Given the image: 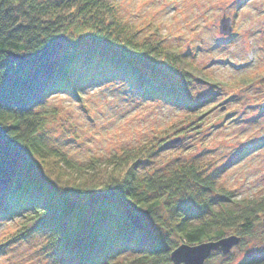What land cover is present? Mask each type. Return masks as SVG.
Masks as SVG:
<instances>
[{
	"label": "trees",
	"instance_id": "1",
	"mask_svg": "<svg viewBox=\"0 0 264 264\" xmlns=\"http://www.w3.org/2000/svg\"><path fill=\"white\" fill-rule=\"evenodd\" d=\"M81 58L119 69L150 96L177 98L175 76L182 86L205 78L175 48L134 40L103 0H0V215L20 216L16 236L49 229L75 264H167L174 247L155 239V224L196 244L242 237L264 222V193L235 198L195 164L137 176L151 143L85 164L48 146L36 108L55 91L78 88L71 66ZM216 200L228 203L216 208ZM120 243L135 253L110 263ZM238 264H264V250Z\"/></svg>",
	"mask_w": 264,
	"mask_h": 264
},
{
	"label": "rangeland",
	"instance_id": "2",
	"mask_svg": "<svg viewBox=\"0 0 264 264\" xmlns=\"http://www.w3.org/2000/svg\"><path fill=\"white\" fill-rule=\"evenodd\" d=\"M103 1L134 40L175 48L205 78L182 86L175 76L169 83L178 88L177 98L150 96L119 69L81 58L71 66L78 88L55 91L36 108L44 142L79 164L151 143L137 176L191 163L235 198L264 193V0ZM222 15L230 17V34L218 30ZM220 203L228 202L216 200L215 207ZM19 221L17 214L0 215V264H75L50 242L49 229L16 236ZM155 227L159 243L170 249L181 243ZM261 250L264 222L227 253L212 251L204 264H238ZM134 253L120 243L110 263Z\"/></svg>",
	"mask_w": 264,
	"mask_h": 264
},
{
	"label": "water",
	"instance_id": "3",
	"mask_svg": "<svg viewBox=\"0 0 264 264\" xmlns=\"http://www.w3.org/2000/svg\"><path fill=\"white\" fill-rule=\"evenodd\" d=\"M218 30L223 34H230L232 31L231 21L229 16L222 15L218 20ZM179 138L175 137L170 142H175ZM127 216L133 225L137 228H143V222L140 216L130 210H125ZM240 236L229 234L217 239H210L196 244L180 243L170 251L171 261L175 264H204L205 259L212 251H220L227 253L230 248L238 243Z\"/></svg>",
	"mask_w": 264,
	"mask_h": 264
}]
</instances>
